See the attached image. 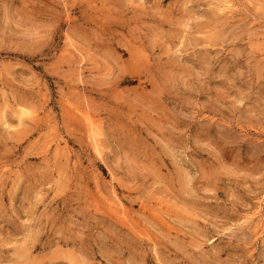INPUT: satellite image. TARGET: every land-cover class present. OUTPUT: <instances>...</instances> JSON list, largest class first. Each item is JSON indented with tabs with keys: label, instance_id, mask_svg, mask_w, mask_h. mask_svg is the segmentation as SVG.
<instances>
[{
	"label": "rangeland",
	"instance_id": "374dc122",
	"mask_svg": "<svg viewBox=\"0 0 264 264\" xmlns=\"http://www.w3.org/2000/svg\"><path fill=\"white\" fill-rule=\"evenodd\" d=\"M0 264H264V0H0Z\"/></svg>",
	"mask_w": 264,
	"mask_h": 264
}]
</instances>
